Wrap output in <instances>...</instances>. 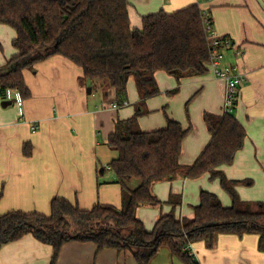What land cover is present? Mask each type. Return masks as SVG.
Listing matches in <instances>:
<instances>
[{
  "label": "crops",
  "instance_id": "crops-1",
  "mask_svg": "<svg viewBox=\"0 0 264 264\" xmlns=\"http://www.w3.org/2000/svg\"><path fill=\"white\" fill-rule=\"evenodd\" d=\"M194 4L210 14L216 34L233 41L224 50V65L238 66L242 74L233 113L247 136L234 161L220 168L230 180L251 182L236 185L241 199L264 200V0H130V24L141 28L144 16ZM16 36L13 27L0 23V67L18 54L13 46ZM24 77L29 98L21 99L17 91H10L5 103L0 97V215L12 210L49 214L54 198L78 203L83 209L98 203L122 208V188L109 168L117 152L108 145V138L118 120L140 109L138 120L144 131L165 128L168 116L185 128L192 126L180 158L189 165L212 138L205 112L224 113L226 83L210 68L204 75L182 78L174 94L170 91L179 85L177 78L156 71L160 93L144 103L136 77L130 76L126 104L117 100L115 88L92 87L82 68L60 54L26 69ZM34 125L38 127L35 132ZM28 142L32 144L30 156L23 150ZM210 179L205 173L196 179L178 176L155 183L153 192L162 204L139 207L138 218L149 231L161 215L171 212L177 218H193L203 190L214 192L230 206L232 198L220 179L215 178L213 184ZM193 247L200 264H264L257 233L216 234L212 246L202 240ZM52 253L51 245L27 234L0 249V264H49ZM176 259L182 262L163 246L150 264H177ZM57 264L137 263L130 251H98L93 242L72 241L63 246Z\"/></svg>",
  "mask_w": 264,
  "mask_h": 264
},
{
  "label": "trees",
  "instance_id": "trees-1",
  "mask_svg": "<svg viewBox=\"0 0 264 264\" xmlns=\"http://www.w3.org/2000/svg\"><path fill=\"white\" fill-rule=\"evenodd\" d=\"M129 6L130 0H0V23L16 30L13 46L18 51L0 67L4 103L10 91H17L21 99L29 98L24 71L55 54L80 66L92 87L115 88L122 104L128 98L130 76L136 77L144 103L160 93L155 78L158 70L177 78L179 85L172 94L179 91L182 78L208 73L210 43L199 4L144 16L141 28L131 26ZM140 113L138 109L134 116L118 120L108 138V145L117 152L109 167L122 188V208L98 203L83 209L78 203L54 198L49 214L6 212L0 215V249L32 234L52 246L49 264H57L63 246L72 241L93 242L98 251H130L137 264H150L166 246L184 264H200L184 249L187 244L204 240L212 246L216 234L248 233L259 234L260 249H264V200L241 199L236 185L251 182L230 180L220 168L234 161L247 136L234 113L205 112L212 138L189 165L180 158L192 126L185 128L168 116L165 128L144 131ZM23 150L30 156L32 144L26 143ZM205 173L220 179L232 198L230 206L214 192L203 190L193 218H177L171 212L161 215L152 231L146 229L137 210L162 204L153 192L155 183L178 176L196 179ZM134 179L138 185H132Z\"/></svg>",
  "mask_w": 264,
  "mask_h": 264
},
{
  "label": "built area",
  "instance_id": "built-area-1",
  "mask_svg": "<svg viewBox=\"0 0 264 264\" xmlns=\"http://www.w3.org/2000/svg\"><path fill=\"white\" fill-rule=\"evenodd\" d=\"M204 17L207 37L210 43L209 68L216 78H220L225 81L226 89L224 113H233L239 97V86L242 82V74L240 73L238 66L224 65V50L227 47L232 46L233 41L230 38L221 37L215 33L213 19L205 10ZM19 104L21 105L22 102ZM124 104H126V102ZM115 106H117V104ZM37 129L38 127L34 125L33 132L37 131ZM184 249L189 253V255L195 258L193 243L187 244Z\"/></svg>",
  "mask_w": 264,
  "mask_h": 264
},
{
  "label": "rangeland",
  "instance_id": "rangeland-1",
  "mask_svg": "<svg viewBox=\"0 0 264 264\" xmlns=\"http://www.w3.org/2000/svg\"><path fill=\"white\" fill-rule=\"evenodd\" d=\"M210 184H213L214 182H216L215 181V179H210ZM218 183H219V181H217ZM139 184V180L138 179H134L133 181H132V185L133 186H135V185H138ZM176 263L177 264H183L182 262H180V261H178V259H176Z\"/></svg>",
  "mask_w": 264,
  "mask_h": 264
}]
</instances>
